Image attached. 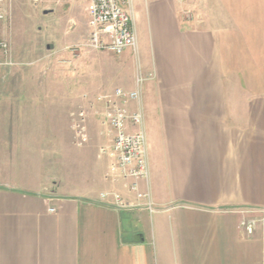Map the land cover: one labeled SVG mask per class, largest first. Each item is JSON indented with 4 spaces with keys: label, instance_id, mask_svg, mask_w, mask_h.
I'll return each mask as SVG.
<instances>
[{
    "label": "crops",
    "instance_id": "0c3cea01",
    "mask_svg": "<svg viewBox=\"0 0 264 264\" xmlns=\"http://www.w3.org/2000/svg\"><path fill=\"white\" fill-rule=\"evenodd\" d=\"M67 1L73 9L57 0V12ZM206 1L190 23L176 0H144L137 50L121 56L76 48L90 33L88 0L74 45L25 43L19 55L11 14L1 22L12 59L31 67L0 66V264H264V0ZM139 74L154 75L131 104L144 113L150 177L140 185L154 214L100 198L137 203L106 179L112 160L99 152L113 139L97 98L135 90ZM80 112L83 147L71 122Z\"/></svg>",
    "mask_w": 264,
    "mask_h": 264
},
{
    "label": "built area",
    "instance_id": "2783aa9c",
    "mask_svg": "<svg viewBox=\"0 0 264 264\" xmlns=\"http://www.w3.org/2000/svg\"><path fill=\"white\" fill-rule=\"evenodd\" d=\"M37 1V0H35ZM90 33L87 40L76 48L94 51H108L117 56L127 50H137L138 38L135 29L133 0H90L87 9ZM11 14L10 0H0V22ZM0 50L5 60L0 66L14 67L18 65L12 59L11 46L6 40H0ZM154 78L153 74L145 77L139 74L136 79L137 88L132 91L117 89L112 97L100 96L97 103L103 105L99 112L102 124L108 128L112 143L101 147L100 156L111 158L112 163L106 175L107 180L125 182L129 192L135 195L137 203H127L115 192L102 193V201L111 199V206L122 209H144L154 214L158 209L149 191L141 189L142 181H149V152L145 130V118L141 105L132 110L131 104H141L143 84ZM76 115V114H75ZM72 125L75 132L76 145L85 146L89 142L86 125V114L80 112ZM247 232L255 230L254 222H243Z\"/></svg>",
    "mask_w": 264,
    "mask_h": 264
},
{
    "label": "rangeland",
    "instance_id": "374dc122",
    "mask_svg": "<svg viewBox=\"0 0 264 264\" xmlns=\"http://www.w3.org/2000/svg\"><path fill=\"white\" fill-rule=\"evenodd\" d=\"M88 1L90 2V0ZM143 1L144 0L141 1L140 5L138 4V12L135 6L136 14L134 15L135 16L134 22L140 21V14L145 9V7L143 6ZM176 1L181 8L182 21L184 22L188 21L190 23H196L199 11H203V8L207 7V5L211 2L206 0H176ZM10 3H11V19L8 18L7 26L11 29L12 35H10V37H8L7 39L12 44V47L17 49L19 55H21L22 51L25 49L24 47L25 43L27 44L29 43L31 45L43 41L44 42L54 41L57 43V38H58L60 42L64 45H68V44L74 45L72 44L71 36H74L75 32H77L78 30L86 27V16L84 11L87 0H73L71 3L73 9L69 12L68 9H65L63 7V6H68L70 4L68 1L66 2V5L65 3L61 4L58 12H57V0H37V1L10 0ZM44 9L52 10V11H48L47 14H43L42 11ZM1 22H0V31L4 28L3 23ZM1 39L6 40L0 34V40ZM81 48H78L80 52L84 50ZM44 52H46L45 49ZM90 52H97V51L90 50ZM92 55L95 56L97 54L92 53ZM66 58H67L66 61H69L68 58L70 57L67 56ZM30 67H31L30 64L27 65L22 64L15 67H4V68L29 69ZM62 67L65 70V72H67L70 68L69 65ZM60 68L61 66H57V73H60L61 71ZM69 83L70 80L68 79L63 80L62 78H57V90L61 89V87L69 88ZM56 102H57V97H56ZM75 114L76 113L71 114L72 124L74 123V119L78 116L77 114L76 115ZM53 116L58 117L57 111L54 113ZM64 171L61 170V173H63Z\"/></svg>",
    "mask_w": 264,
    "mask_h": 264
},
{
    "label": "water",
    "instance_id": "95a60500",
    "mask_svg": "<svg viewBox=\"0 0 264 264\" xmlns=\"http://www.w3.org/2000/svg\"><path fill=\"white\" fill-rule=\"evenodd\" d=\"M47 13H48V12L46 11L45 14H47ZM52 48H53V46H49V49H52Z\"/></svg>",
    "mask_w": 264,
    "mask_h": 264
}]
</instances>
